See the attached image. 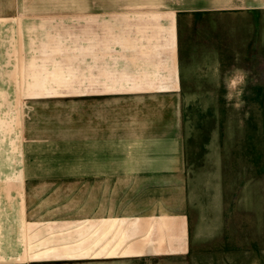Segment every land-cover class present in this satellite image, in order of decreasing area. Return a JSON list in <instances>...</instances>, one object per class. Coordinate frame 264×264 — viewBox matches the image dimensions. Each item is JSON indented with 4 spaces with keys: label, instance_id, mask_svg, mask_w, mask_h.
<instances>
[{
    "label": "rangeland",
    "instance_id": "1",
    "mask_svg": "<svg viewBox=\"0 0 264 264\" xmlns=\"http://www.w3.org/2000/svg\"><path fill=\"white\" fill-rule=\"evenodd\" d=\"M172 2L0 0V264H93L92 222L75 218L77 50L88 32L82 18L95 12L99 28L100 15L114 9ZM191 17L181 27L192 32L181 91L188 194L200 229L190 264H264L247 243L259 199L264 102L246 96L247 84L264 83V70L242 71L243 83L232 88L229 78L242 65L234 9L196 14L194 25ZM207 216L210 235L201 229Z\"/></svg>",
    "mask_w": 264,
    "mask_h": 264
},
{
    "label": "crops",
    "instance_id": "2",
    "mask_svg": "<svg viewBox=\"0 0 264 264\" xmlns=\"http://www.w3.org/2000/svg\"><path fill=\"white\" fill-rule=\"evenodd\" d=\"M227 9L240 23V69L264 70V0L125 7L100 15L99 28L95 12L83 16L88 32L77 50L75 218L92 222L93 264H190L192 234L200 229L185 168L182 52L192 32L181 29L182 20L192 16L194 25L196 14ZM258 80L247 84L249 101L264 102ZM259 166L247 243L264 261V151ZM207 218L200 226L210 235L215 229Z\"/></svg>",
    "mask_w": 264,
    "mask_h": 264
},
{
    "label": "clouds",
    "instance_id": "3",
    "mask_svg": "<svg viewBox=\"0 0 264 264\" xmlns=\"http://www.w3.org/2000/svg\"><path fill=\"white\" fill-rule=\"evenodd\" d=\"M243 80H244V74L242 70L236 69L233 76L229 78L230 86L232 88H236L243 83Z\"/></svg>",
    "mask_w": 264,
    "mask_h": 264
}]
</instances>
